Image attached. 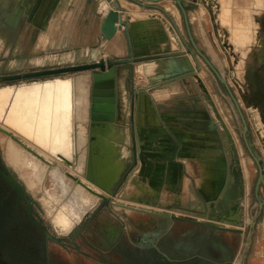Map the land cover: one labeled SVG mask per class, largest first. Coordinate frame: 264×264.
Instances as JSON below:
<instances>
[{
    "label": "crops",
    "instance_id": "obj_1",
    "mask_svg": "<svg viewBox=\"0 0 264 264\" xmlns=\"http://www.w3.org/2000/svg\"><path fill=\"white\" fill-rule=\"evenodd\" d=\"M102 1L0 0L2 59L8 50H19L15 44L19 43L21 46L25 30H30L31 35L37 29L39 39L33 37L36 38L33 39V44H38L46 52L60 51L63 57H67L65 65L85 63L101 57L121 59L130 55L151 56L179 49L180 42L173 38L177 34V23L172 11L160 5L161 3L144 5L140 0H118L117 5L113 0H105L107 9L101 11ZM142 1L148 3L146 0ZM110 9H118L127 25L118 28L108 38L102 30V24ZM16 57L20 56H14ZM133 66L134 86L131 85V64H127L119 73L118 119L111 124L109 130L97 132L93 138L88 130L89 119L83 109L85 92L90 87L86 76L90 71L36 80H17L4 83L2 88H18L36 81L45 82L57 78L71 79L72 152L81 155L88 153L92 143L95 154L106 163L109 175H116L129 168L116 199L172 213L204 216L211 209L210 203L222 195L229 178L231 156L228 155L226 133L214 120L206 100L210 109L208 115L203 111H181V84L189 74L151 85L149 75L156 71L155 60L134 62ZM26 71L31 70L6 71L2 74ZM211 122H215L217 126H211ZM210 160L214 166L209 163ZM198 163H204L207 176L210 173L208 186L202 183L196 170ZM126 189L128 195L123 199L122 191ZM246 203L250 207L247 205L246 208ZM253 203L254 198L249 197L248 193L242 198L241 227L254 224L256 211ZM132 219L134 221L129 222L124 218L126 227L138 226L139 219ZM142 226L148 227L149 232L153 231L148 224L143 223ZM255 227L254 241L257 243L247 264H264V225L257 222Z\"/></svg>",
    "mask_w": 264,
    "mask_h": 264
},
{
    "label": "water",
    "instance_id": "obj_2",
    "mask_svg": "<svg viewBox=\"0 0 264 264\" xmlns=\"http://www.w3.org/2000/svg\"><path fill=\"white\" fill-rule=\"evenodd\" d=\"M113 1L117 5L119 4L118 0ZM146 1L148 3L140 0L141 4L144 5L158 3L164 0ZM172 1L179 5L184 15L185 25L190 39V44H187L186 48H184V44L177 36L180 44L179 49L175 51H167L158 55L143 57H133L130 55L127 58L121 59L101 57L80 64L0 75V81L25 79L36 80L65 73L86 70L90 71L91 73L86 76V80L90 84V87H88L85 92L83 109L85 115H87L89 119L88 130L90 131L91 138H93L97 132H106L109 130V128L112 127L111 124L118 119V113L120 112L118 77L120 71H122L127 64H131V85L134 86L135 69L133 63L155 60L157 65L155 69L156 71H152L153 73L149 75V79L151 85H156L164 80L198 72L201 59L214 72L219 81L224 84L232 98L243 124V139L249 153L259 167V182L262 181L264 184V166L261 163L260 155L254 149V143L248 136L249 123L235 92L223 72L198 46L191 29L184 1ZM126 25L127 22L123 19L120 11L118 9H110L105 16L102 30L106 36L110 38L118 28H122ZM247 77L252 83L251 93L256 95V98H251L250 101L255 105H260L264 109V90L261 89L262 82L259 73L257 71L248 72ZM213 105L218 117L223 122L228 142L232 148L230 171L231 174H233L234 179L225 187L222 195L210 203L211 209L206 212L204 216L172 213L164 209L127 203L124 200L116 199L119 188L123 184L129 168H125L121 172L119 171L116 175H109L106 169V163L104 160H101L98 154H95L94 145H92V143L90 144L88 153L81 155L74 152L71 157H68L63 153L51 154L45 152L30 141L14 135L8 129L3 128V130L11 134L14 139L20 141L29 151H31V153H33L35 159H31L39 165L38 176L40 181H42L43 172L50 175L56 188V193L53 194V196H58V200L56 201L61 202L65 199V202L62 203L63 206L69 203L75 205L76 210L80 213V218L76 221L73 227L80 224L82 220L89 219L94 211L102 209L108 211L114 219L119 220L123 225L125 224L123 220L124 218H127L129 222H131L133 220L132 218L135 217L139 219V223L148 224L153 230L152 232L156 234V237L150 240L152 244L157 241L159 235L162 234L163 231L170 227H183L185 225H190V227H208L210 229L226 231L242 230L240 228L241 218L239 213L241 209V200L246 195V177L244 168L243 165H241L240 154L237 145H235V139L232 132L222 119L215 102H213ZM211 126L216 127L217 125L215 122H211ZM82 192L86 195L85 199L80 196ZM91 200H93L94 203L87 208L86 206ZM259 201L264 204L263 200L259 199Z\"/></svg>",
    "mask_w": 264,
    "mask_h": 264
},
{
    "label": "rangeland",
    "instance_id": "obj_3",
    "mask_svg": "<svg viewBox=\"0 0 264 264\" xmlns=\"http://www.w3.org/2000/svg\"><path fill=\"white\" fill-rule=\"evenodd\" d=\"M229 1L231 2L230 4ZM158 3H161L160 5H164L169 11H172V15L177 23L175 30L181 42L184 44V48H186V45L190 44V39L182 13L171 0H164ZM185 3L191 29L198 46L212 59L229 81L249 123L250 131L248 135L254 143V149H256L264 159V117L260 106L250 101L251 84L247 77L248 72L258 71L264 83V54L260 48L261 44L264 43V2L259 0H185ZM242 9L246 10L243 11ZM224 13L225 15L227 14L228 17L227 15L225 16ZM229 17H231L232 20L229 19ZM229 21H232V24H229ZM251 25L256 26H254L255 30L254 27H249ZM252 28L255 32L251 30ZM27 31L28 30H25L23 32L21 46L19 43L17 45L15 44V47H19V50L15 48L11 51L8 50L4 54V59H2L3 54H0V74L6 71L59 67L64 66L68 62L66 55L63 57L60 51L46 52L42 50V48H39L38 44H33V39H39L38 29L36 33L32 32L30 35L29 30L28 33L24 35ZM252 31L255 33V36ZM248 32L250 34H248ZM231 36L234 37L231 38ZM22 42H24V45ZM258 43H260V45H258ZM244 44H246V47ZM174 46L176 47L177 43H175ZM246 48H249V51L247 55H243L241 49L243 50ZM20 49L22 50L19 53ZM14 56L20 57L14 58ZM197 74L206 85L207 91H204L200 79L197 78ZM3 85L4 83H0V125L14 129L13 132L24 140L35 139L36 141L50 136L53 131L62 126L64 121L63 116L46 111L45 108L38 109L39 106L36 104V101L31 102L30 100L20 98L23 92L21 87L16 88L9 86L2 88ZM206 93L212 96L222 119L232 132L242 160L247 192L249 193V197H253V185L257 177V167L253 157L244 146L242 140L243 124L240 120L239 113L224 84L219 81L208 65L200 59L199 71L189 74L182 80L179 96L182 100L181 111H203L208 115L210 109L205 102V100L207 101ZM48 105L49 103L47 101L45 102L43 100L40 102V106L45 107ZM45 115L47 118L44 121ZM3 121L7 126L3 124ZM34 122L38 124V129L35 131L32 129ZM0 138L2 140L1 144L6 160L12 165L18 176L38 199L47 221L52 227L62 231V228L56 226L54 223V216L57 211L62 208V203L65 202V199L61 202H57L49 195V193H56V188L50 175L43 172L42 181L39 180L32 184L30 179L31 169L26 167L23 163H17L13 160L10 146L13 145L15 148L21 150L23 157L35 159L33 153L10 136L0 134ZM228 155L230 154L228 153ZM201 171H203V169L197 170L200 175L202 173ZM126 194H128L127 189ZM93 200H91V204L88 203L86 206L87 208L94 203ZM247 205L250 207L249 204L246 203V208ZM104 214H106V211H100L98 218L100 219ZM259 224L264 225V212L263 219L259 221ZM255 243L257 242H254L250 250V257L253 255Z\"/></svg>",
    "mask_w": 264,
    "mask_h": 264
},
{
    "label": "flooded vegetation",
    "instance_id": "obj_4",
    "mask_svg": "<svg viewBox=\"0 0 264 264\" xmlns=\"http://www.w3.org/2000/svg\"><path fill=\"white\" fill-rule=\"evenodd\" d=\"M14 81L17 80L0 83ZM261 82L264 90L262 78ZM250 96V99L256 98L255 94ZM260 108L264 117V109ZM3 128L17 136L2 125L0 134L13 138ZM242 140L247 149L243 134ZM1 141L0 138V264H247L249 260L255 242V226L263 219L264 212V204L259 201H264V184L259 182L260 171L255 160L257 177L252 206L256 220L253 227L251 223L249 227H240L241 231L170 227L159 235L155 246L150 240L156 234L149 232L148 227L141 223L137 227H126V223L121 224L108 211L99 219L102 209L94 211L89 219L69 231L52 227L38 199L6 160ZM257 153L264 166L263 156Z\"/></svg>",
    "mask_w": 264,
    "mask_h": 264
},
{
    "label": "bare ground",
    "instance_id": "obj_5",
    "mask_svg": "<svg viewBox=\"0 0 264 264\" xmlns=\"http://www.w3.org/2000/svg\"><path fill=\"white\" fill-rule=\"evenodd\" d=\"M259 1L264 2V0H259ZM230 3L231 2L229 1V4ZM106 9H107V3H106L105 0H103L101 2V4H100V10L101 11H104ZM262 9H263V7H262ZM245 10H243V11H245ZM256 10L258 11L257 8H256ZM225 13H224V15H225ZM228 13H229V11H228ZM158 15L161 16L164 20H166L162 16V14L158 13ZM249 16H250V14H249ZM227 17H228V15H227ZM229 19H231V17H229ZM250 20H251V18H250ZM231 22L229 24H232ZM240 22H241V20H240ZM246 22H245V24H246ZM232 26H234V25H232ZM254 26L251 25L249 27H254ZM255 27H254V30H255ZM247 28H248V26H247ZM231 29H232V27H231ZM249 30H250V28H249ZM251 30H253V28ZM242 31H243V29H242ZM249 32H248V34H250ZM252 32H251V34H252ZM256 35H257V33H256ZM177 36L178 35L175 34L173 36V38H175L176 41H178V43H179V40H178V37L179 36L178 37ZM254 36H255V33H254ZM233 37L231 36V38H233ZM240 38H241V36H240ZM245 38H247V37H245ZM236 43L238 45V42L237 41H236ZM246 44H244L245 47H246ZM258 45H260V43H258ZM260 48H261V50L263 51V54H264V43L261 44V47ZM258 50H259V48H258ZM248 51H249V48H246V49H243V50L241 49V52H242L243 55H245V54L247 55ZM197 78L200 79V83L202 84L204 91H207L206 85L204 84V82L202 81V79L200 78V76L198 74H197ZM20 87L23 89V92L21 93L20 98L26 99V100H30L31 102L32 101H36V104L39 106L38 109H44L45 108L46 111H49V112H52V113H56L58 115L63 116V118H64V121L62 123V126L61 127H58L57 130L53 131L50 136H48L46 138H43L40 141H36L35 139H27V138H25V139H27L30 142L32 141L33 144L37 145L38 147H40L45 152H49L51 154L63 153L64 155H66L68 157H71L72 154H73V152H72V140H71V138H72V136H71V126H72L71 116H72V105H73L72 104V90H71L72 89V84H71V79L57 78V79L48 80V81H45V82L36 81V82L30 83V84H25V85L20 86ZM206 99H207L208 106L211 108V112H212V115H213L214 120L219 123L220 129H222L225 132L224 126H223V122L218 117L217 112L214 109V105H213V102H215L214 99L212 98V96L209 93H206ZM43 100L45 102L47 101L49 103V105L48 106H45V107L44 106H40V102L43 101ZM46 118H47V116L45 115L44 121L46 120ZM32 129L34 131L38 129L37 122H34V124L32 126ZM226 137H227V135H226ZM263 138H264V136H263ZM226 140L228 141V138ZM228 144H229V146H228V153L230 154V156H232V148H231V145H230L229 142H228ZM235 145H236V143H235ZM10 148H11L10 151H11V156L13 157V160H15L17 163H23L26 167H28L29 169H31V176H30L31 182H32V184L36 183L39 180V176H38L39 175L38 174V172H39V170H38L39 169V165H38V163H35L31 158L23 157L22 156V153H21V150H19L18 148H15L13 145H11ZM238 152H239V150H238ZM209 163H212L211 160H210ZM197 165H198L197 170L203 169V171H201L202 173L200 175V178H201L202 183L205 186H208L209 180L211 178V177L209 178L210 173L208 172L209 173V176H207V172H206L207 170H206V167L204 166V163H200V164H197ZM212 165H213V163H212ZM241 165H242V160H241ZM211 174H212V172H211ZM212 178H213V176H212ZM233 179H234V176H233V174H231V171L229 170V178H228V181H227V185L231 181H233ZM210 185H211V183H210ZM207 194H208V192H207ZM49 195L54 200H58V196L57 197H53V193H49ZM127 195L128 194H126V190H123L122 191V195H121L122 197H124L123 199H125V197ZM80 196L82 198H84V199L86 198V195L83 194V192H82V194H80ZM79 218H80V213H78V211L76 210L75 205L73 203H69V204L64 205L62 208H60L57 211V213L54 216V223L57 226L62 227L64 230L69 231L74 226V224L76 223V221H78Z\"/></svg>",
    "mask_w": 264,
    "mask_h": 264
}]
</instances>
